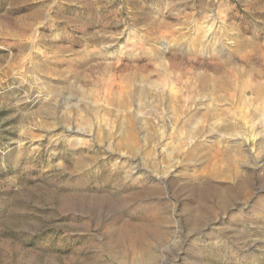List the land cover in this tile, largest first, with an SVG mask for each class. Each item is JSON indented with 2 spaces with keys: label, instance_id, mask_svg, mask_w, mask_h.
Here are the masks:
<instances>
[{
  "label": "rangeland",
  "instance_id": "374dc122",
  "mask_svg": "<svg viewBox=\"0 0 264 264\" xmlns=\"http://www.w3.org/2000/svg\"><path fill=\"white\" fill-rule=\"evenodd\" d=\"M217 47L235 83H256L264 0H0V264H264V171L251 166L264 159V98L233 109V91L228 101L217 88L184 90L221 76L204 66L220 57ZM182 92L185 103L175 98ZM135 112L146 122L138 132L125 117ZM125 128L139 143L133 171L122 164L134 159L120 149ZM232 134L247 145L229 173L225 149L239 151ZM78 156L99 163L75 174ZM115 165L129 177L110 206L63 200L79 178L97 185ZM250 175L226 209L212 193L202 198L206 185L238 187ZM129 187L150 190L148 202L161 206L145 244L119 231L124 217L140 214L118 206Z\"/></svg>",
  "mask_w": 264,
  "mask_h": 264
},
{
  "label": "bare ground",
  "instance_id": "6f19581e",
  "mask_svg": "<svg viewBox=\"0 0 264 264\" xmlns=\"http://www.w3.org/2000/svg\"><path fill=\"white\" fill-rule=\"evenodd\" d=\"M196 30H197V33H198V35H197L198 36V40H199L198 43L200 42L199 44L201 46H203V48H205L206 51H209L208 47H209V45L211 43V41H210L211 38L208 37V35L207 36L205 35L204 38H206V39H205L204 42H202L203 40H201V39L203 38V36L200 35V34L204 33L205 30H203L202 28H198V27H197ZM181 39L182 38H180L179 40H181ZM217 43H219V42H217ZM258 50L260 51L259 48H258ZM259 51H257V52H259ZM216 53L219 54L220 57L218 56L217 60H214L211 63L208 62V64H206L204 66H206L207 68L209 67L210 70H213L217 74L220 73L221 76L217 77L216 81L211 83V84H210V81H208L206 79L200 80L201 77H197L195 79V82H193V80H194L193 79L192 82L189 81V82L183 83V85H185L184 86L185 87L184 90L189 95H191V94L194 95V93H193L194 87H196L197 89H200V90H205V88H207V90H211L212 88L216 90V88H217L219 91H223V92L226 93V95L224 97L227 98L228 101H232L230 95L232 94L231 91H233V92L236 93V95L234 97L237 98V100H235L236 103L234 101L232 103L233 109H236L239 103L242 104V105H245V103L248 104L250 101H253V102L262 101L263 98H264V72L261 71V70H254V69H253L254 71L251 70L252 75H254V76H256L258 78V81L256 83H254V82L253 83H249V82L243 81V79H242V81L240 80L239 82L235 83L234 79H232V77H233L232 73L227 68V63L228 62H226V59H223V58H225L224 57V55H225L224 49H222L221 47H217L216 48ZM251 58H250V56L246 57L245 63L247 65L252 64ZM262 58H263V61H264V57H262ZM177 59H179V56L175 54L173 56L172 60H171L172 62H174V65H175V62L177 61ZM183 60L185 61V58H183ZM192 60H190V61H192ZM256 60H254V61H256ZM258 61H261V57H259ZM179 65H180V63H177L175 65V68H178ZM112 69H113V66H110V65L105 67V70H108V71H110ZM244 76L245 75H243V77ZM125 79L126 78L122 79L121 85H123V83L125 82ZM126 83L128 84V79H126ZM211 85H213V87ZM174 92L176 94V91H174ZM199 92L200 91H198V93ZM126 98H127V96H125V99H121V101H118L120 103V106H122L124 108V110L127 109V108L125 109V107H127V104H128V101L126 100ZM175 98L178 99L179 102L185 103L187 101V98L184 96V92H182L179 97H175ZM216 116H219V115L216 114ZM125 117H126V119L128 121V125H129L130 128L132 127V123L134 121L135 128H136L137 132H138V128H139L138 127V123L139 124L141 123L140 129L142 128V126H144L146 124V122L143 119H141V118H140V120L138 119V115H137L136 112L133 113V114H127ZM209 120H210V118L207 121L209 122ZM197 127L199 128V126H197ZM216 128H217V126H216ZM120 129H123L122 125H120ZM209 129H211L210 126H209ZM224 129L225 130L231 129V125L225 126ZM125 130H127L129 140L128 141L122 140V143L120 144V149H126L127 153H129L130 155L134 156L133 157L134 159H131L130 160L131 162H127V164L126 163L125 164L122 163V164L124 165V167L128 166L131 171L136 170V169H140L141 168V166H139V160L140 159H138L136 157L137 153H138V152H136V149L138 148L137 145L139 143H138L137 140H132V135H135V133L131 129L125 128ZM200 130L201 129H198V132ZM148 136H149V138L147 140H145V144H149L153 140L152 139L153 138L152 137V133H150V130H148ZM229 138H230L229 140L233 141L236 145H238L237 149H239V151H237L235 149H232V150L228 149V148L225 149V153L227 154L229 159H231V160H229V166H228L229 167V173H230L231 172L230 171V167H232L233 164L235 163L234 154L237 153L236 157L242 155V153L244 152L243 149L246 148L247 142H246V140L244 138H241V136H239L238 134H235V135L232 134ZM227 144H229V143L227 142ZM247 150H248V148H247ZM97 161H98L97 157H95V156H78L77 158H75L73 160V164H74L73 165L74 166L73 172L75 174L79 173L80 171H82L86 167L87 162L92 164V165H94V164L96 165V164L99 163ZM230 161H231V164H230ZM101 166L102 165L100 164V166H98V168L101 167ZM113 166H114V164H113ZM115 166L117 168L116 173H114V174L110 173L109 176L103 178L100 182L97 183V185H94V180H91L89 183H86L82 179L83 177L79 178L80 179L79 183L78 184H73L72 186H70L71 187L70 189L72 191H71L70 194L64 196L63 200L66 203H68L69 205H73V206H75V205H77V206L83 205L82 206L83 208H90V209H93L94 206H97V207L98 206L99 207L110 206L111 202L113 201V198L111 196L115 192L113 188L116 185H119L120 182L124 183V180L126 181L128 179V177H129V174L126 175L125 177H122L121 174L118 173L120 171V167L119 166H121V165H115ZM251 166H252L253 172H254L253 175H256V173H258L260 171H264V159L256 161ZM253 175L245 177V178H248V179L245 180V181H244V179H243V181H240L238 187L232 185L230 187H227V186L226 187H218V186H216V187L210 188L209 185H206L205 186L206 188H204L202 190L203 191L202 192L203 193L202 194V198L204 196L210 195V193H212L214 196H217L219 207H221L222 209H226L234 201V199H235L234 196H236L235 194L237 193V191L240 188H243L245 186H247V187L250 186V184L252 182V179H253L252 178ZM216 177L217 178L221 177V178H225V179H230L231 176H230V174H226L224 172H220L219 174H216ZM240 180H242V179H240ZM260 181H261L262 184H264V177ZM107 185H110V187H108ZM152 191H153V195L156 194L158 197L162 195V194H160V191H159V193H155L156 190L154 191V188H153ZM151 194H152V192H151ZM151 194H150V190L149 191L148 190H145V191H142V190H140V191H131V187H129V191L128 190L125 191V189H124V191H122V193H121V199H120V202H119L118 206H120L121 209H123V208H133V209H135V211H137V212L139 211L140 212V214H137L135 212V214H132L130 216L124 217L123 218V224L121 223L122 225L119 226L120 227L119 231L121 233H123L124 235H126L129 238L130 243H134V245L137 244V243H141V242H144L143 244H145L147 232L149 230H151V228L153 229L155 226L161 224V221L159 219V211L161 209V206H159V207L151 206V203L148 202V199L151 198V196H152ZM113 205H114V202H113ZM97 207H95L94 209H96ZM82 209H80V210H82ZM201 211L202 210H199V213L194 218V220H193L194 224H200L202 222L203 214H202ZM128 212H129V210H128ZM88 214H89V212H88ZM93 215L95 216V214H93ZM115 219H116V217H115ZM118 219H120V218H118ZM114 226H116V223H115ZM121 240H120V242H121ZM116 242H117V239H116Z\"/></svg>",
  "mask_w": 264,
  "mask_h": 264
}]
</instances>
